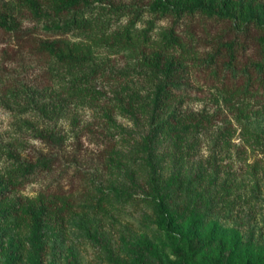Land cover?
Segmentation results:
<instances>
[{"label": "trees", "instance_id": "1", "mask_svg": "<svg viewBox=\"0 0 264 264\" xmlns=\"http://www.w3.org/2000/svg\"><path fill=\"white\" fill-rule=\"evenodd\" d=\"M0 30L22 50L0 67L5 264H54L74 217L129 201L180 234L171 264H264L220 225L264 181V132L248 122L264 117V0H0ZM89 237L116 264H168L145 233L122 253Z\"/></svg>", "mask_w": 264, "mask_h": 264}, {"label": "rangeland", "instance_id": "2", "mask_svg": "<svg viewBox=\"0 0 264 264\" xmlns=\"http://www.w3.org/2000/svg\"><path fill=\"white\" fill-rule=\"evenodd\" d=\"M36 23L31 19L25 20V24L28 26ZM56 33L46 30L42 23L39 25L38 34L41 36L55 35ZM21 52L22 50L17 46L15 39L0 30V67L17 61L18 57L11 56ZM23 55L26 56L25 53ZM27 59L29 58L27 57ZM41 68L38 62L27 63L26 69L29 70L27 73H29L30 79L33 80ZM195 104V106H201ZM12 122V113L0 106V133L4 135L11 131ZM248 122L254 129L264 132V117H253ZM235 142L239 143L240 139H235ZM131 166L133 167L134 163L131 162ZM262 182V188L257 197L248 202L244 201L243 204L237 206L235 213L240 216L236 220H224L220 224L230 234L242 238L244 245L239 250V256L249 255L257 259L258 262H264V181ZM38 187V183H33L26 192L33 193ZM81 199L85 198L81 197ZM155 212L154 206L150 202L138 204L129 201L117 202L111 214L90 215L82 213L71 220L68 234L59 235L51 245L50 260L54 264H68L67 257L73 252L77 256L78 264H116L109 259L107 251L89 235L103 236L110 243L109 245L115 248L116 252H121L124 239H135L136 236L145 233L158 246L165 261L171 264L176 259L175 250L180 234L175 231L173 236L169 237L158 224L151 220H145L146 215H154ZM217 218V216H213L209 219L214 222ZM249 239H252V245L247 244ZM3 248L0 244V264H5L7 257ZM16 264H33V262L24 253L21 258H18Z\"/></svg>", "mask_w": 264, "mask_h": 264}]
</instances>
